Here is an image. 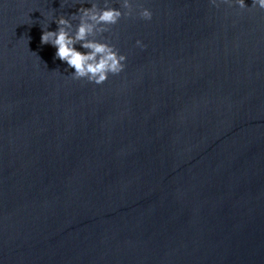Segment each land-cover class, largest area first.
I'll list each match as a JSON object with an SVG mask.
<instances>
[{
    "label": "water",
    "instance_id": "obj_1",
    "mask_svg": "<svg viewBox=\"0 0 264 264\" xmlns=\"http://www.w3.org/2000/svg\"><path fill=\"white\" fill-rule=\"evenodd\" d=\"M79 3L0 0V264H264V10L133 0L96 85L40 43Z\"/></svg>",
    "mask_w": 264,
    "mask_h": 264
},
{
    "label": "clouds",
    "instance_id": "obj_2",
    "mask_svg": "<svg viewBox=\"0 0 264 264\" xmlns=\"http://www.w3.org/2000/svg\"><path fill=\"white\" fill-rule=\"evenodd\" d=\"M119 3L120 7H114L110 0H104L101 7L96 0H80L76 13L68 17L59 15L50 20L57 25L55 30H48L49 23L42 27L40 43L56 49L55 58L74 69L70 74L73 79H86L89 83L101 85L110 75L116 76L124 71L127 56L103 39L109 26L117 24L122 17L134 15L133 0H119ZM209 3L216 8L227 5L230 8L264 10V0H252L250 7L245 0H209ZM85 4L91 6L85 7ZM137 7L135 15L145 21L152 20L153 12L150 8L143 5ZM73 21L78 22L73 24ZM135 45L141 49L147 47L140 39L135 41Z\"/></svg>",
    "mask_w": 264,
    "mask_h": 264
}]
</instances>
